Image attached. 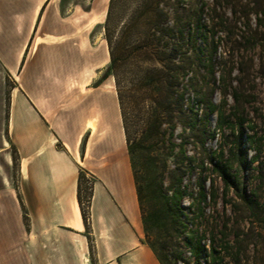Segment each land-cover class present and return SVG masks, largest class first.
<instances>
[{"label":"rangeland","instance_id":"obj_1","mask_svg":"<svg viewBox=\"0 0 264 264\" xmlns=\"http://www.w3.org/2000/svg\"><path fill=\"white\" fill-rule=\"evenodd\" d=\"M16 1L25 28L35 15L37 26L27 40L20 24L12 49L0 35L5 55L27 44L16 68L0 57V264H117L147 250L158 258L149 240L165 264H264V0H190L196 54L172 139L169 129L151 134L153 106L127 104L141 141L146 210L166 201L173 207L182 182V210L172 219L158 211L148 236L109 71L110 0ZM72 52L76 58L65 67ZM122 85L125 90L127 81ZM241 122L243 162L232 132ZM116 132L124 136L128 176L112 186ZM33 134L37 145L49 135L45 144L55 139L72 147L83 134L81 147L92 145L98 159L62 164L61 182L46 183L34 173L48 176L47 168L32 166L28 176L22 164ZM216 164L227 165L228 181Z\"/></svg>","mask_w":264,"mask_h":264},{"label":"trees","instance_id":"obj_2","mask_svg":"<svg viewBox=\"0 0 264 264\" xmlns=\"http://www.w3.org/2000/svg\"><path fill=\"white\" fill-rule=\"evenodd\" d=\"M189 2L190 0H110L109 5L106 27L111 58L109 71L116 78L137 198L147 236L158 211L172 219L182 210V182L175 191L173 207L166 201L152 206L154 209L151 211L146 210L147 197L143 182L140 181L141 172L138 171L141 141L137 138V129L131 125L127 104L131 102L134 107H138L139 104L148 103L153 106L151 134L154 129L158 133L169 129L172 139L176 129L175 112H185V92L191 85L187 78L188 69L196 54ZM125 80L128 87L124 90L122 81ZM180 80H184L185 89L181 88ZM216 109L217 106L211 101L210 111ZM165 125H169V128L164 129ZM232 132L238 140L236 148L240 161L243 162L247 155L242 150L241 142L246 135L244 123L233 127ZM258 158L259 154L254 159ZM216 167H220L221 175L228 181L227 165L216 164ZM200 193L203 199L208 198L204 185ZM149 241L148 245L159 258L156 245ZM162 264H165L164 260Z\"/></svg>","mask_w":264,"mask_h":264},{"label":"crops","instance_id":"obj_3","mask_svg":"<svg viewBox=\"0 0 264 264\" xmlns=\"http://www.w3.org/2000/svg\"><path fill=\"white\" fill-rule=\"evenodd\" d=\"M18 5H19L18 1L16 0H0V35H3L2 37L3 39L6 38V41L11 49L15 46V40H18V36L20 33L19 32L20 24H22V27L24 26L23 30L24 32H26L27 40L28 38L31 37L32 33L35 32L37 26L35 22L36 20V15H35L33 20L27 26V28H25L26 24H24V22L21 23L19 18ZM47 34L41 37L44 38L46 37ZM4 35H6V37H4ZM52 35L56 37L64 36L60 34H52ZM26 46L27 44L25 42L20 50H17L15 53H11L10 56L8 54L5 55L3 53H0V57L4 60V64L9 70H11L12 67L16 68L17 65L20 64V61L24 58V55L26 54L25 53ZM68 56H69V60L65 58L66 60L62 61V65H64L65 67L73 64L76 58V52L74 53L72 52ZM32 108L37 112L36 108L33 105ZM46 121L49 124V128L52 129L53 125L50 124L48 119ZM88 122L89 121L86 120L85 131H87V133L92 135L93 130L90 129L91 126L89 125ZM52 134L55 136V139L58 141V137H56L53 131ZM38 137L39 136H36L35 134H33L31 138L29 137L30 147L28 148V150H26V153L22 156V164L24 165L27 164L28 176H30V170L32 166L34 169L47 168L48 176L47 174H43V173L42 176H40L39 173H34V178L35 177L45 178L44 182L46 183L48 182V183L59 184L61 182L60 179L66 175L64 165L62 164L83 165L88 161L87 155H90L91 158L98 159L96 158L97 156L93 153L94 148L91 144L90 145L92 148L90 149L88 147L85 149L81 147V145H83L82 142L83 134L80 135V138L79 140H77V144H75V147H72V141L65 142L63 143V146H59L57 145V142H55L56 141L55 139L51 140L50 144H45L46 141H48L50 138L49 135L46 136V139L43 141L42 145H37L40 142ZM123 139L124 136L121 132H116L115 134L113 133L111 145L114 147L112 151L114 152L113 155L116 157L117 164L116 167L114 168V176L110 181V185L112 186L117 182H121L122 175L128 176V170L125 164V157L123 156L125 151L122 150V148L125 146ZM32 144L33 147L31 146ZM127 149H128V144H127ZM128 156L127 157L130 160L129 150H128ZM117 173L120 174L118 176V180H116L115 178V175ZM68 183H72L71 178L69 179ZM151 253L152 251L150 252L147 250L146 256L129 258L127 260H122L119 263L117 262V264H162L160 260L154 254L152 255Z\"/></svg>","mask_w":264,"mask_h":264},{"label":"bare ground","instance_id":"obj_4","mask_svg":"<svg viewBox=\"0 0 264 264\" xmlns=\"http://www.w3.org/2000/svg\"><path fill=\"white\" fill-rule=\"evenodd\" d=\"M42 4H43V3H42ZM40 8H41V5H39V6L37 7V13L39 12ZM5 144L7 145V144H8V141H6Z\"/></svg>","mask_w":264,"mask_h":264}]
</instances>
